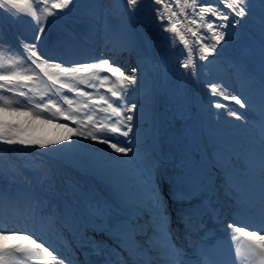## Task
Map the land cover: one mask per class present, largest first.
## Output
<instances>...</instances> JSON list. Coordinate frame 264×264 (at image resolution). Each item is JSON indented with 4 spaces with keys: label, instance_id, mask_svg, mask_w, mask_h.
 I'll return each mask as SVG.
<instances>
[{
    "label": "snow or ice",
    "instance_id": "6c2138e0",
    "mask_svg": "<svg viewBox=\"0 0 264 264\" xmlns=\"http://www.w3.org/2000/svg\"><path fill=\"white\" fill-rule=\"evenodd\" d=\"M151 2L156 25L170 49L186 51L185 58L178 60L181 75L193 80L200 75L194 54L196 61L204 62L201 69L215 64L223 45L239 39L241 26L258 15L259 79L245 63L230 61L239 87L232 89L222 80L206 81L207 100L201 107L215 119L207 127H197L200 109L187 101L179 86L169 90L153 83L149 89L139 66L125 72L104 52L92 62L79 63L43 50L49 18L77 5L76 0H34L36 10L28 17L34 27L31 38L17 36L12 43L0 25V51L12 56L11 67L20 65L24 73H30L0 71V146L32 151L41 158H55L77 147L92 149L99 154L92 170L103 176L113 194L76 193L61 199L50 178L36 192L22 189L0 171V264H32L38 259L44 264H73L37 223L47 224L52 231L78 233L86 243L77 251L95 257L85 259L84 264H264V189L257 192L251 187L257 154L253 145L236 144L238 137L220 131L222 123L234 121L237 128L255 129L244 114L249 111L257 123L264 117V0H191L190 5L181 0ZM85 6L94 10L84 18L90 31L123 49L136 47L129 20L142 0H123V4L112 0L107 13L103 0H87ZM113 6L118 14L112 13ZM41 10L46 13L44 20L37 14ZM3 17L22 18L17 0H0ZM183 22L196 26L195 31L188 28L194 38L191 44L177 28ZM248 54L254 55L255 49ZM48 68L60 74L52 75ZM88 71L97 73L95 81L76 79V74ZM45 78L47 91L37 97L30 85ZM113 81L115 86H107ZM45 125L60 131L55 136L39 134ZM174 125L182 126L174 141L178 163L163 155L160 147L161 137ZM145 158L147 167L142 165ZM165 162L171 168L161 173ZM260 162H264V152ZM40 163L46 168L43 159ZM221 193L231 202V219H222L212 207ZM206 213L217 219L230 245L247 238L245 250L230 246L223 252L221 244L201 235ZM20 219L26 222L11 223ZM174 219L176 230H183L182 243L172 227ZM98 235L106 240H96Z\"/></svg>",
    "mask_w": 264,
    "mask_h": 264
},
{
    "label": "bare ground",
    "instance_id": "6f19581e",
    "mask_svg": "<svg viewBox=\"0 0 264 264\" xmlns=\"http://www.w3.org/2000/svg\"><path fill=\"white\" fill-rule=\"evenodd\" d=\"M256 30L259 31V29H256ZM244 51H246V50L244 49ZM246 59L247 60H246L245 64H246L248 70L258 80L259 79L260 70L258 69V67L255 64V62L252 61L248 56L246 57ZM138 62H139V60H138ZM155 83H156V80H155ZM137 94H139V93H137ZM261 123H264V117L261 118L260 122H258V123L255 122L254 126H259ZM41 131H42V135L55 136V135H57L59 133L60 130L59 129H53L51 125H45L43 127V129H41ZM181 133H182V129L179 131V134H181ZM262 134H264V131H262V132L260 131L258 133V135L260 137V138L257 137V143L258 144L261 143ZM234 136L235 137L239 136L237 131H236ZM234 143L239 144V145H252V141L246 140V139H243V138H239L238 140L234 141ZM253 146H254V150L256 151V154H257L258 164H257L256 168L253 171L252 181H253V183L256 186L259 187V189H260L259 191H261V189H264V162H260V155H261L262 152H264V143H261V146H255V145H253ZM153 175H154V178H155V173ZM101 186L109 194H113L111 192V189L107 185V183H101ZM60 187L65 189L64 192L66 194H65L63 199H69L76 193L84 194L86 196H88V195L98 196V195L101 194L99 189L97 187L92 186V185L78 188V187H76L74 185L63 183V184L60 185ZM53 202H55V201H53ZM230 207H231V202H230ZM231 210H232V208H231ZM70 233L71 232L68 231V230L52 231L50 228H49V230H47L45 232V234H47L52 239V241L54 242L55 245H60L61 247H63V249H59V251L61 253L62 252L70 253V251L68 249L69 234ZM32 264H44V260L43 259H38V260L33 261Z\"/></svg>",
    "mask_w": 264,
    "mask_h": 264
},
{
    "label": "rangeland",
    "instance_id": "374dc122",
    "mask_svg": "<svg viewBox=\"0 0 264 264\" xmlns=\"http://www.w3.org/2000/svg\"><path fill=\"white\" fill-rule=\"evenodd\" d=\"M31 10H32V12L35 11V9L33 8L32 4H31ZM23 11L29 14V11H28V8H27V7H24ZM19 12L22 14L21 11H19ZM37 14H38V13H37ZM91 166H92V165H91Z\"/></svg>",
    "mask_w": 264,
    "mask_h": 264
}]
</instances>
